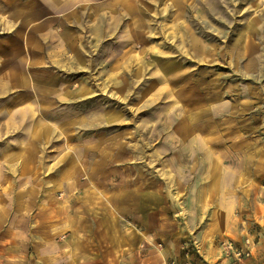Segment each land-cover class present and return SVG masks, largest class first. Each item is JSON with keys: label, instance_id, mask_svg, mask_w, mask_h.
Listing matches in <instances>:
<instances>
[{"label": "crops", "instance_id": "1", "mask_svg": "<svg viewBox=\"0 0 264 264\" xmlns=\"http://www.w3.org/2000/svg\"><path fill=\"white\" fill-rule=\"evenodd\" d=\"M185 3L0 0V264H164L185 239L196 244L197 264H217L220 242L246 236L262 255L264 177L249 166L179 178L171 171L167 182L111 167L88 140L54 139L79 130L78 103L90 98L69 79H110L111 68L127 67L149 68L150 79L187 78L195 67H221L223 52L239 71L215 83L229 86L235 114L255 112L264 45L254 28L232 32L224 48L222 33L192 32Z\"/></svg>", "mask_w": 264, "mask_h": 264}, {"label": "rangeland", "instance_id": "2", "mask_svg": "<svg viewBox=\"0 0 264 264\" xmlns=\"http://www.w3.org/2000/svg\"><path fill=\"white\" fill-rule=\"evenodd\" d=\"M185 2L195 34L209 39L216 30L223 35V47L230 48L225 44L231 35L251 27L264 45V0ZM231 54L223 52L221 67H195L188 79H150L149 68L134 67L111 68L110 79H69L73 89L90 98L78 103L73 127L79 130L57 132L54 139L88 140L91 152L108 157L111 167L125 164L133 175L156 173L167 182H173L174 176L166 175L171 171L179 178L182 172L237 173L243 166L264 177V94L255 92V112L242 116L235 114L237 105L226 93L229 86L215 83V76L224 82L236 78L239 68L230 65ZM257 78L264 79V69ZM260 84L264 88V80ZM216 88L221 94H214ZM6 90L0 82V92ZM14 138L21 140L22 133L15 132ZM244 157L258 161L247 165Z\"/></svg>", "mask_w": 264, "mask_h": 264}, {"label": "built area", "instance_id": "3", "mask_svg": "<svg viewBox=\"0 0 264 264\" xmlns=\"http://www.w3.org/2000/svg\"><path fill=\"white\" fill-rule=\"evenodd\" d=\"M256 245L250 236H246L241 243L222 241L219 243L220 260L217 264H247L252 260H258L264 264V252L259 257L255 256ZM197 256L196 244L185 239L180 244L179 255L167 257L164 264H197Z\"/></svg>", "mask_w": 264, "mask_h": 264}]
</instances>
